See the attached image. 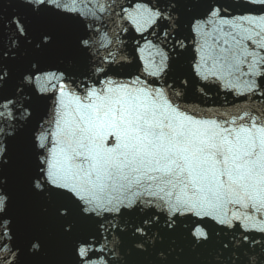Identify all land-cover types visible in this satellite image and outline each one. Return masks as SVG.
I'll return each mask as SVG.
<instances>
[{
  "label": "snow or ice",
  "instance_id": "obj_1",
  "mask_svg": "<svg viewBox=\"0 0 264 264\" xmlns=\"http://www.w3.org/2000/svg\"><path fill=\"white\" fill-rule=\"evenodd\" d=\"M0 13V264H264V103L184 102L264 98V0Z\"/></svg>",
  "mask_w": 264,
  "mask_h": 264
},
{
  "label": "water",
  "instance_id": "obj_2",
  "mask_svg": "<svg viewBox=\"0 0 264 264\" xmlns=\"http://www.w3.org/2000/svg\"><path fill=\"white\" fill-rule=\"evenodd\" d=\"M129 2H132V0H126V3ZM232 2L238 5L242 3L243 0H232ZM3 7H5V0H0V8ZM8 11H14V9L9 8ZM132 35L135 34L133 33ZM121 38L127 42L131 40V35H124ZM206 91L208 92V95L203 96L199 92L195 91V89H193L189 93L188 99L184 102L190 105H198L202 109L211 108L216 111H225L232 109L233 107H242L254 103L255 104L264 103V98H261L259 96H252V97L238 96L234 93H230L225 90H222L215 85L210 86V88L206 89ZM38 213H39V207L36 206L33 209V214L38 215ZM173 246L177 250H179L180 248L184 249L183 253L180 256V260L183 262V264H196L197 257H195L190 252L188 246L186 245V242L182 238L177 237ZM213 254H214L213 249L211 248L205 249L202 251L200 259L210 260ZM69 258L70 257L64 245L61 242L54 239L50 247V250L48 252V255L43 257H38L37 259L40 260L42 264H46V262L50 260H68Z\"/></svg>",
  "mask_w": 264,
  "mask_h": 264
}]
</instances>
